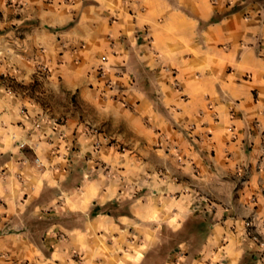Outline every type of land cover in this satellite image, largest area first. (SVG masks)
<instances>
[{
    "label": "crops",
    "instance_id": "1",
    "mask_svg": "<svg viewBox=\"0 0 264 264\" xmlns=\"http://www.w3.org/2000/svg\"><path fill=\"white\" fill-rule=\"evenodd\" d=\"M263 149L264 0H0V264H264Z\"/></svg>",
    "mask_w": 264,
    "mask_h": 264
},
{
    "label": "rangeland",
    "instance_id": "2",
    "mask_svg": "<svg viewBox=\"0 0 264 264\" xmlns=\"http://www.w3.org/2000/svg\"><path fill=\"white\" fill-rule=\"evenodd\" d=\"M41 73H45L41 71ZM44 77V76H42ZM34 86V90L37 92V97L42 103L48 107L50 106L52 109L58 112V110L64 109L63 107L65 105V98L62 95H59L55 92H53L50 88H48L47 85L44 83H38ZM33 88V87H32ZM71 107L74 111V114H76L80 119H82V122L86 126L84 128L85 132H92L90 130L96 129L95 125H92L94 121L100 120V114H98L91 106L88 104L71 99ZM56 121L62 122L61 115H52ZM86 121V122H84ZM106 127L108 129H116L118 125L115 124V122H108L106 121ZM111 141H109L108 144ZM117 150H121L119 147ZM207 200H210L208 196H205L203 201L207 202ZM200 210V209H199ZM104 211H108L107 209H104ZM196 213L202 214L200 216H195ZM194 215L188 218V220L183 224L182 227L172 230L171 228L164 227L162 229V232H164V240L162 242V246H160V249L155 253L152 260L155 262V264H163V261L169 257L170 253H173L177 249V244L183 239L184 242H186L191 251H196L197 248H199L203 242L204 238L202 239V236L207 233L208 231V219L204 214L202 213V209L200 212H195ZM73 216L70 214H66L63 219L68 221L71 220ZM29 229L34 234L39 233L45 226L46 223L43 221H38L35 218H29ZM174 227V226H173ZM261 241L257 237V243ZM262 242V241H261ZM240 264H253L252 257L249 255H244L242 260L240 261Z\"/></svg>",
    "mask_w": 264,
    "mask_h": 264
},
{
    "label": "built area",
    "instance_id": "3",
    "mask_svg": "<svg viewBox=\"0 0 264 264\" xmlns=\"http://www.w3.org/2000/svg\"><path fill=\"white\" fill-rule=\"evenodd\" d=\"M144 39H145V41H148L147 38L144 37ZM40 71L44 72L45 68L41 67ZM102 72H103V67H102V65H99L98 66V75H100ZM173 82L175 83V80H173ZM103 86H104V88L110 89L111 88L110 81H106ZM53 123H56V121H53ZM261 158L264 161V149L262 150ZM243 230H244L243 236L246 239H248L251 242L257 243V235L252 231V223H251L250 219L245 220L243 222Z\"/></svg>",
    "mask_w": 264,
    "mask_h": 264
},
{
    "label": "trees",
    "instance_id": "4",
    "mask_svg": "<svg viewBox=\"0 0 264 264\" xmlns=\"http://www.w3.org/2000/svg\"><path fill=\"white\" fill-rule=\"evenodd\" d=\"M94 214V209H92L91 211H90V215H93Z\"/></svg>",
    "mask_w": 264,
    "mask_h": 264
}]
</instances>
